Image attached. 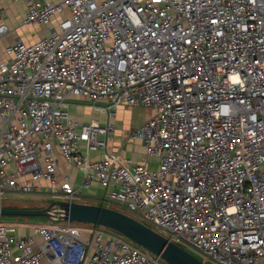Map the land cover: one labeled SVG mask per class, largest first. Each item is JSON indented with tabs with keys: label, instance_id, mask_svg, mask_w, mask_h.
Here are the masks:
<instances>
[{
	"label": "built area",
	"instance_id": "1",
	"mask_svg": "<svg viewBox=\"0 0 264 264\" xmlns=\"http://www.w3.org/2000/svg\"><path fill=\"white\" fill-rule=\"evenodd\" d=\"M12 1L46 33L0 46V207L7 193L80 202L95 181L101 205L207 264H264V0ZM76 99L104 122L70 114ZM123 106L154 110L128 136L155 167L105 150ZM0 264L168 263L49 218L28 234L0 220Z\"/></svg>",
	"mask_w": 264,
	"mask_h": 264
},
{
	"label": "rangeland",
	"instance_id": "2",
	"mask_svg": "<svg viewBox=\"0 0 264 264\" xmlns=\"http://www.w3.org/2000/svg\"><path fill=\"white\" fill-rule=\"evenodd\" d=\"M0 7L4 9L6 16H4V21L8 25L9 28H16L9 36L6 38L4 37L2 42L4 43L9 40V38H21L24 36V33H29L30 30L31 35H38V30H40L42 27H37L33 25H26V26H19L20 20H21V12L22 7L20 5V2H14L12 0H0ZM1 19V17H0ZM6 19V20H5ZM23 39V37L21 38ZM6 40V41H5ZM76 103L75 105H71L68 110L69 113L78 117L84 122H88L91 119L99 120L100 123L104 122V116L98 114L95 111L91 110L90 105L87 102H82L79 99L74 100ZM154 113V110L151 107H144V106H123L118 111V115L116 119L118 121H114L116 130L115 132H118L119 135V143H123L122 148V155L127 150L126 154L127 157H132L133 154L135 155L136 159H142L145 157L144 155V149L142 141L139 139H134L131 136H128V132H122L123 135H121V129L123 130H129L131 128H135L136 126L140 125L143 121L151 117ZM119 129V130H118ZM132 130V129H131ZM119 145V144H118ZM129 149V150H128ZM95 155V154H92ZM148 161L147 166L148 167H155L157 165V159L154 157H148L146 159ZM80 176V174H77ZM80 180V179H79ZM78 184V183H77ZM91 188V187H90ZM89 188V190H90ZM54 199L51 197L50 194L47 193H17V194H5L2 197V205L3 208H44L48 204H50ZM85 202V200L80 201ZM98 204V203H93ZM101 205V203H99ZM113 208L112 205H104ZM123 210V209H121ZM124 211V210H123ZM49 217L45 216H16V215H0V220L2 222H5L9 225H14L17 222H25L27 224H40V223H46L48 221ZM81 227L82 226H88L90 224H84V223H78ZM85 237L86 234H83ZM192 253V252H191ZM198 258H202L199 254L193 253Z\"/></svg>",
	"mask_w": 264,
	"mask_h": 264
},
{
	"label": "water",
	"instance_id": "3",
	"mask_svg": "<svg viewBox=\"0 0 264 264\" xmlns=\"http://www.w3.org/2000/svg\"><path fill=\"white\" fill-rule=\"evenodd\" d=\"M0 215L45 216L60 221L99 225L116 231L159 255L168 264H207L189 251L168 241L143 222L123 211L87 202L54 200L44 208H3Z\"/></svg>",
	"mask_w": 264,
	"mask_h": 264
},
{
	"label": "crops",
	"instance_id": "4",
	"mask_svg": "<svg viewBox=\"0 0 264 264\" xmlns=\"http://www.w3.org/2000/svg\"><path fill=\"white\" fill-rule=\"evenodd\" d=\"M41 1H48V0H41ZM52 1H56V0H52ZM20 5L22 7L21 16L23 17L24 13H25L26 5L24 3H20ZM4 16H6L5 11H4L3 8L0 7V17H1L0 22H5L4 19H3ZM22 17H21V19H22ZM15 29L16 28H12V29L10 28L11 31L8 34L10 35L11 32H13ZM28 32L29 33H24V36H22L23 40L33 41L37 37H39L41 35H44L46 33V30L44 28H41L40 30H38V35H31L30 34V30ZM8 34L5 36V38L7 36H9ZM13 40H14L13 38H9L8 41L5 40L6 42L0 43V46L3 45V44H6V43H10ZM0 42H2V41L0 40ZM116 121H118V120L115 119V122ZM131 129H133V128H131ZM131 129H129V130H131ZM129 130L125 131V130L121 129V135H123V133H122L123 131L126 133V132H129ZM118 137H119L118 132L117 133L115 132L113 135H111V136H109L107 138V141H106L107 146H106V149H105L107 152L116 151V152H118L120 154V156L122 158L131 159L133 162H136V163L143 162V163H146V165L148 164V161L146 160L148 157H146V156L144 158H142V159H139V160L136 159L134 154H133L132 157H127L128 154H126V151H127L126 149L123 150L125 152L122 155L123 143H119V138ZM103 155H104L103 152L99 151L97 154H95V157L100 158V157H103ZM62 174H69V176L71 178V181L74 184H77L79 182L80 177H81V175L80 176L77 175V174H80V172L78 170H76L74 167L68 166L64 162V160H62L60 158V165H59V168L57 170V177L60 178ZM104 193H105V190L97 182L93 181L92 184H91L90 190L88 189V190H85V192H84L85 202H87V203H98L99 204L100 201H101V198L104 195ZM14 226H15V230H16L17 233H20V234H28V233H30V224H27L25 222H17V223L14 224Z\"/></svg>",
	"mask_w": 264,
	"mask_h": 264
}]
</instances>
